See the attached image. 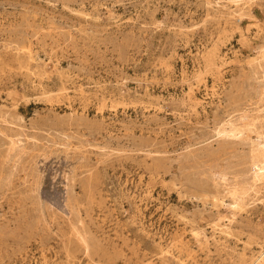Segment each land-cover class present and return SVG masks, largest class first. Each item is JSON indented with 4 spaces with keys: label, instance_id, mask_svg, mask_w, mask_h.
Returning a JSON list of instances; mask_svg holds the SVG:
<instances>
[{
    "label": "rangeland",
    "instance_id": "374dc122",
    "mask_svg": "<svg viewBox=\"0 0 264 264\" xmlns=\"http://www.w3.org/2000/svg\"><path fill=\"white\" fill-rule=\"evenodd\" d=\"M263 43L264 0H0V264H255Z\"/></svg>",
    "mask_w": 264,
    "mask_h": 264
},
{
    "label": "bare ground",
    "instance_id": "6f19581e",
    "mask_svg": "<svg viewBox=\"0 0 264 264\" xmlns=\"http://www.w3.org/2000/svg\"><path fill=\"white\" fill-rule=\"evenodd\" d=\"M241 19L242 16H240L239 21ZM250 63L255 67L256 72L260 74L259 99L257 104H264V43L259 46L257 56L252 58ZM229 129L230 131L236 130V133L242 132L239 124L235 122L230 123ZM251 152L253 160L252 166L253 169L256 170L254 173V180H259L264 175V145L261 142H257L255 145H253ZM232 199L234 206H238V201L234 193L232 194ZM255 264H264V253H262L260 259L255 261Z\"/></svg>",
    "mask_w": 264,
    "mask_h": 264
}]
</instances>
